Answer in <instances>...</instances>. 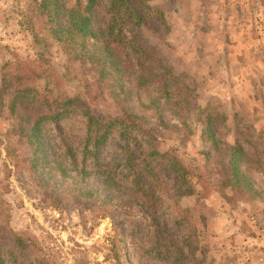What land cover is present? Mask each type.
<instances>
[{"label":"rangeland","instance_id":"1","mask_svg":"<svg viewBox=\"0 0 264 264\" xmlns=\"http://www.w3.org/2000/svg\"><path fill=\"white\" fill-rule=\"evenodd\" d=\"M121 1L0 0V264H264V0ZM75 5L95 29L115 16L131 61L166 70L172 100L188 90L216 143L163 110L157 77L135 87L69 55L52 29L61 6ZM72 98L78 113L26 137L37 114ZM182 107L175 113L194 117ZM83 109L127 115L145 138L125 149L115 132L94 146ZM58 152L65 176L45 159Z\"/></svg>","mask_w":264,"mask_h":264},{"label":"trees","instance_id":"2","mask_svg":"<svg viewBox=\"0 0 264 264\" xmlns=\"http://www.w3.org/2000/svg\"><path fill=\"white\" fill-rule=\"evenodd\" d=\"M117 2L118 4L122 3L121 0H117ZM48 3L54 4L56 3V0H49ZM92 3H94V1H92ZM61 7L63 12H61L60 21L55 25V28L52 29V33H54L53 35L58 41L63 42L68 46L69 55H71L72 57L85 58L87 60H91L92 62L96 61L100 69H113L118 82H120L122 78L128 79L135 84V87H139L142 84L143 79L145 78L149 82H151L153 80V76L157 77V80L162 82L161 87L157 86V91L158 93L163 94V110H167L169 112L172 111L173 116L171 117L177 118L178 122L184 128H188V126L192 124L195 126L197 124H200L202 126V134L206 137V139L211 138L212 143H216V137L214 136V133L212 131L213 122L209 121L210 117H204L201 110L199 109V106H196V101L189 98L188 90L184 92L180 91L179 98L177 100H172L171 89H165L167 87H170V83L166 81L168 76H164V73L167 72L166 70L158 74L156 70L152 72L147 68H137L136 63L138 62V64H140L138 58H136L134 63L131 61V58L129 57V53L127 51L129 50L127 45H132V40L128 39V36L125 33H121L120 35L118 34L119 30H117L116 27L117 21L115 20V16L110 18L109 21H106L103 28L95 29L93 24H91L94 19L93 13L87 16L84 12H82L79 5H75L70 8H64L63 6ZM135 17L140 18L138 15H135ZM78 41V46H80V49H77L76 47ZM89 41H91L90 44H88ZM85 46H90V49L85 50ZM131 48L133 49V47ZM132 56L134 57V54ZM33 92L35 94L33 100L37 101L40 95L37 96V91H35L34 89ZM76 99L72 98L60 102L59 105L61 107V110L59 112H56L54 109L51 110V108H48L45 112L37 114L32 120V124L29 127V131L26 133V137L30 139L33 137L35 139L38 138V131L44 119L55 121L54 117H56L57 115L69 116L78 113V108L80 106L79 104H76L74 106L69 105L73 102H76ZM36 104L38 106V109H40L41 107L43 108V105L45 104L44 97L40 101L36 102ZM180 107L185 110L193 111L194 117H191L188 114H176L175 110L179 109ZM82 112L86 116L87 126L84 139L88 140L89 138H92V144L94 146L102 144L110 134L116 132L118 134L117 141H123L121 147L129 149L130 144L133 140L136 144H138L137 135L142 136V140H144L145 136L143 135V133H147L144 129L140 128L139 125L131 121L129 119V116L127 115H95L93 112H90L89 109H83ZM214 117L216 120L220 116L216 114ZM206 121L209 122L206 123ZM20 127L21 130H23L26 128V125L22 124ZM63 141L65 143L66 149H71V146L66 143L64 137ZM87 145L88 141L85 142L84 147H86ZM228 149H230L231 151H229ZM225 151V156H223L224 160H226L228 164H235L238 160V146H236V144H232L231 146L228 145ZM153 153L158 154V151L152 149V151L148 152L147 154L152 155ZM58 155L60 156H53V158L51 159L49 158V155H47L45 156V159L48 162L53 159L52 161L56 165L58 174L61 176H65V167L61 168V165L67 159L66 154H59L58 152ZM171 161V169L173 170L175 180L180 183H187V171L185 166L180 164L174 157L171 158ZM134 166L135 163L132 162V167ZM138 178V175H136V177L134 178V185L136 186L138 185ZM191 191L192 190H190V188L186 186V188L182 190V194H190Z\"/></svg>","mask_w":264,"mask_h":264}]
</instances>
